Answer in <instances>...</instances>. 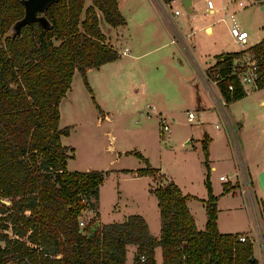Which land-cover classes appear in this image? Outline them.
I'll use <instances>...</instances> for the list:
<instances>
[{
	"label": "trees",
	"instance_id": "16d2710c",
	"mask_svg": "<svg viewBox=\"0 0 264 264\" xmlns=\"http://www.w3.org/2000/svg\"><path fill=\"white\" fill-rule=\"evenodd\" d=\"M22 1L0 0V264H125L127 245H135L133 264H156L155 247L161 251L162 264H258L251 260L252 244L246 236L241 243L237 240L241 234L217 231V198L208 181L211 140L206 133L200 140L207 195L202 201L206 214L202 231L187 210V200L193 196L183 195L170 180L157 181L158 169L137 151L125 153L145 164L133 171L135 175L158 182L148 192L157 200L159 237L148 233L137 214L119 223L100 224L95 211L96 220L79 226L84 210H96L103 175L98 170H67L72 154L60 137L68 136L70 128L59 127L58 104L75 72L92 93L87 69L119 57L105 43L99 22L114 28L124 26L125 19L118 10L119 0H91L85 10L84 0H55L37 12L43 21L15 28L23 18ZM260 54L264 38L246 50L214 57L211 78L219 75L216 85L226 104L246 94L231 75L239 65L234 62ZM256 84L257 89L264 86V78ZM259 212L264 245V205Z\"/></svg>",
	"mask_w": 264,
	"mask_h": 264
},
{
	"label": "rangeland",
	"instance_id": "374dc122",
	"mask_svg": "<svg viewBox=\"0 0 264 264\" xmlns=\"http://www.w3.org/2000/svg\"><path fill=\"white\" fill-rule=\"evenodd\" d=\"M212 1L216 7V0ZM90 5L91 0H84L83 10ZM205 7L203 0H194L190 12L196 15L195 25L212 22L213 33L207 35L201 30L191 37L190 42L198 54L205 53L209 57V62L220 50H246L245 47L257 37L264 36V16L257 12L252 0L228 3L225 22L216 21L222 14L220 9L219 13L209 15L201 13ZM118 10L125 19V27H109L100 18L99 30L105 35L109 47L124 51L127 57L119 56L110 65L87 74L86 83L92 93L75 72L69 90L58 104V125L70 128L68 136L60 137V143L72 154V158L66 161L67 170H98L103 175L96 210H84L82 218L88 221L97 211L98 223H119L125 220L124 216L139 211L134 208L136 201L149 209L148 233L158 237L159 214L152 209L153 199L157 200L147 194V189L155 186L157 181L165 184L169 180L176 183L183 194L193 196L189 208L196 218L202 214L204 217L201 207L207 198L204 187L206 168L200 140L206 133L211 139L208 181L212 195L217 198L218 230L222 234L231 230L247 235L258 231L256 234L260 236L261 231L255 229L264 205V189L260 190L257 183V174L264 164V86L257 89L244 85L246 94L228 102L222 113L212 94L198 80L187 55L176 52L174 58L180 63L167 61L166 65H157L158 70L153 65L144 89L140 85L141 77L151 65L148 62L158 53L147 54L134 61L135 65L130 64L128 77L122 73H126L124 65L132 62L128 55H137L146 49L142 41L148 34V27L147 24L138 26V19L142 12H148L150 16L155 14L148 0H119ZM174 10L180 14L176 16L178 19L187 15L179 0H172L165 8L167 13L173 14ZM96 14L101 17L98 12ZM230 26L245 29L248 34L245 45H237L227 37ZM188 27V23H183L182 29ZM243 60L242 57L237 63L241 64ZM166 66L168 71H165ZM140 73L142 76L138 77ZM205 73L211 78V68ZM212 89L215 92V88ZM153 106L162 112L161 119L169 126L167 133H161ZM188 112L193 115L191 120L187 119ZM104 115L108 116V121L103 119ZM131 151L139 152L150 166L157 167L164 179L159 178L160 174L155 175L157 181L151 176L131 178L130 170L145 167L132 154H125ZM220 176L226 179L220 181ZM224 186L229 188L223 191ZM251 244L260 264H264L263 242L260 247L257 239ZM134 246L125 247V264L133 260ZM154 259L156 264H161L159 252Z\"/></svg>",
	"mask_w": 264,
	"mask_h": 264
},
{
	"label": "crops",
	"instance_id": "0c3cea01",
	"mask_svg": "<svg viewBox=\"0 0 264 264\" xmlns=\"http://www.w3.org/2000/svg\"><path fill=\"white\" fill-rule=\"evenodd\" d=\"M148 1H149V4L152 5V9H153V12L156 15V17H155V15H151L152 16L151 17L148 12H146V13H143L142 12V15L140 16V18L138 19V21L136 23L138 26L139 25L140 26H143V25L145 26V24H147L146 26L148 27L147 28V31H148L147 33L148 34L146 35L145 38H143V41H142V44L143 45H146V47H145L146 49H144V51L138 53L137 55H131V56L128 55V57H130L132 59V62L129 61L126 65H124L123 69H124V71L126 73H122V75H127V77L130 75V72H131L130 71V68H131L130 67L131 66L130 64L135 65V62L134 61L146 57L147 54H151V53L157 54L158 53V55L156 57H154V59L151 62H148V64L151 63V65H149V67H148L149 69H148L147 73L143 74L144 76H142L141 73H140L139 76H138V77L142 76L141 77V84L140 85L143 86L144 89H146L147 86H145L146 84H144V83H147V80L150 78V75L152 74L151 71H153V68L154 67L158 70L157 65H159V64L166 65L167 64V61L168 62H172V61H175L176 60L178 63H180L179 59L174 58L175 53L176 52L178 54L185 53L187 55V57L190 59L191 66L194 68V71H195V73H196V75L198 77V80L212 94V96L214 97V100H215V98H218L219 97V91H218V89L215 86L211 85L210 83H206L205 80H204V72H205V70L207 68L211 67V65L214 63V57L216 55H219L220 53H223V52L224 53H226V52H238V50H242L244 48H238V50H222V51L220 50V52L215 53L213 55V59H211V62H209V57H207L205 55V53L198 54L196 52L195 46L190 42L191 41V37H193L196 32H199L201 30L205 34H207V35H211L213 33V30H212V22H210V21L209 22H204L201 25H195L194 21L196 19V15L195 14H192L190 12V8H192V6H194V0H190L189 6L187 7V9H188L187 12L188 13H187V15H185V17L183 19H178L177 18L178 16H180V14L177 17L176 16H174V17L171 16L172 14H170V15L167 16L165 14L164 10H162V7H161L159 1H157V0H148ZM203 1L205 2V0H203ZM237 1L238 0H216V4H217L216 7H215V5H214V3L212 1V9L211 10H207L206 7H205L203 9H201V10H203V11H201V13L204 12L203 14L212 15L214 13H219V9H220L222 11V14H220L219 18L220 17H224V20L226 21V17H225L226 16V11L225 10L227 9L228 3L234 4V3H237ZM252 2H254V5L256 6V8L258 10L257 12L258 13L259 12L261 13L262 11L259 10L260 9V3H256L253 0H252ZM197 15H199V14H197ZM219 18L216 21H219ZM185 22L189 24V27L186 30L185 29H182L183 23H185ZM194 26H197L195 28V30L193 28ZM122 27H125V26H118V27H115V28H122ZM239 29H242V28H239ZM207 30H210V32H207ZM242 30H245V29H242ZM160 33H161V35H160ZM177 37H178V39H177ZM227 37L230 38L229 30H228ZM262 38H264V36L257 37L253 41V43L251 45H249V46H247L245 48H248V47H250L252 45L257 44V42H259ZM173 39L174 40L177 39V40L174 41V43H171V40H173ZM230 40H231V38H230ZM172 45H174V46H172ZM124 50H126V49H124ZM117 52H118V55L119 56H125V57H127V55L124 54V51L123 52H119L117 50ZM243 58H244L243 61H246L247 60V57L246 56L243 57ZM234 63L236 64L237 62H234ZM110 64L111 63H107V64H104V65H101L96 70H99L102 67H105V66L110 65ZM153 65H155V66L152 67ZM93 69L94 68L87 69L86 76ZM168 70H169V67L166 66L165 71H168ZM172 70L174 71L175 69L172 68ZM132 71H134V70H132ZM134 75L136 76V74H134ZM172 86H173V84H172ZM212 88H215V92L213 91ZM207 90H205V92ZM261 102H263V100ZM197 105L200 107L201 104L199 103ZM152 109L154 110V113H155L154 115L157 118L162 115V112L157 109V106H153ZM103 119L106 120V121L109 120V118H108L107 115H104ZM210 143H211V141H210ZM209 150H210V145H208V157H209V152H210ZM151 167L157 168V167H154V166H151ZM133 171H134V169H132V170H130L128 172L129 173V176L131 178L143 177V176H136ZM156 174H160V170L159 169H158V172ZM149 189H147V194L151 196L152 194H149V192H148ZM183 195H187V194H183ZM190 200L191 199L187 200V203H186L187 210L189 211V213L192 215V217L194 219V223H195L196 229L198 231H202L203 228H204L205 222H206V214H205L204 217H203V214H202L199 219L196 218V215L193 214V212L189 208V201ZM134 208H135V210H139V211H136L135 214L142 216L143 219H144V221L146 222V225H147L148 224V217H149V215H148L149 209L146 208V207H142L136 201H135V207ZM201 208H202L201 210L204 213V206L202 205ZM152 209L153 210L155 209L158 212L157 201H154V199L152 201ZM216 209H217V206H216ZM127 216L128 215L124 216V219ZM216 227H217V231H219L218 230L217 219H216ZM147 229H148V226H147ZM261 229H262V220L259 217V220L257 222V226H256V229L255 230L256 231L259 230V231L262 232ZM257 232L254 233V231H253V235H247L246 233H244L245 234L244 235L243 233L231 232V230H229V232H225V233H231V234H236L237 233V234H241V235L246 236L250 241L257 239V242H258L259 247H260V243H262V240H261V232H260V236L258 234H256ZM158 233H159V231H158ZM219 233H221V232L219 231ZM256 236H258V237L256 238ZM153 237L154 238H158L159 236L158 237L153 236ZM259 238H260V242H259ZM134 250H135V246H134L133 251H132V256L134 255ZM153 251H154V256L158 252H159V254L161 256V251H160L159 247H155ZM253 257L258 261V264H260L259 257H256L255 252H254V249H253ZM125 262H126V260H125ZM131 263H132V261L129 262V264H131ZM161 264H162V262H161Z\"/></svg>",
	"mask_w": 264,
	"mask_h": 264
},
{
	"label": "built area",
	"instance_id": "2783aa9c",
	"mask_svg": "<svg viewBox=\"0 0 264 264\" xmlns=\"http://www.w3.org/2000/svg\"><path fill=\"white\" fill-rule=\"evenodd\" d=\"M159 1L162 10L165 12L166 6L172 1V0H157ZM205 6L207 10L212 9V2L211 0H205ZM172 13L165 14L168 16L172 14L171 16H177L179 13L174 10ZM220 21L224 22V17L219 18ZM229 35L235 44H239L240 46L245 45L247 42L248 34L245 30L236 28L234 26L229 27ZM178 39V37H177ZM177 39L171 40V43H174ZM231 75H235L239 84L244 87V85L248 84L252 86V88H257L256 81L262 80L264 78V54H260L257 59H252L250 56L247 57V60L242 62L239 65L234 66L231 69ZM219 75L215 74L213 78H210L205 72H204V80L206 83H210L211 85L215 86L217 88L216 82L219 80ZM228 90L232 91V85L228 86ZM215 102L218 104V107L222 113H224V106L227 104L224 102L223 98L220 96L218 98H215ZM193 118V115L191 112L187 113V119L191 120ZM159 123L161 126V133H167L169 131V126L164 123V120L161 119V116L158 117ZM226 179L225 176H220L219 180L224 181ZM87 223V220L83 219L82 217L79 219V226L83 227ZM247 238L244 235H240L237 240L238 242L243 243Z\"/></svg>",
	"mask_w": 264,
	"mask_h": 264
},
{
	"label": "water",
	"instance_id": "95a60500",
	"mask_svg": "<svg viewBox=\"0 0 264 264\" xmlns=\"http://www.w3.org/2000/svg\"><path fill=\"white\" fill-rule=\"evenodd\" d=\"M55 0H23V18L16 24L15 28H18L22 24H29L32 21H43V17L37 16L38 11H43L44 8L54 2ZM184 8V11L188 13L187 7L189 6L190 0H180ZM257 3H260V10L264 16V0H254ZM257 183L260 190L264 189V164L262 165L260 172L257 174ZM8 204V201H4ZM254 257H251V260Z\"/></svg>",
	"mask_w": 264,
	"mask_h": 264
}]
</instances>
